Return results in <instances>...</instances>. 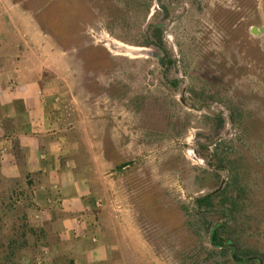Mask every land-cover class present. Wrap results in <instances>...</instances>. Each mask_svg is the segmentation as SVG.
<instances>
[{"label": "rangeland", "instance_id": "rangeland-1", "mask_svg": "<svg viewBox=\"0 0 264 264\" xmlns=\"http://www.w3.org/2000/svg\"><path fill=\"white\" fill-rule=\"evenodd\" d=\"M167 1L187 7L172 26L184 9L161 0H0V28L11 31L0 42L97 107L94 121L130 165L103 201L128 227L113 264H206L208 236L188 233V211L235 176L245 191L237 252L264 254V0ZM157 26L166 52L145 44ZM13 189L0 181V198ZM17 208L0 225L6 255L18 242L5 264H53L40 235L22 236ZM230 255L208 264H233Z\"/></svg>", "mask_w": 264, "mask_h": 264}, {"label": "crops", "instance_id": "crops-1", "mask_svg": "<svg viewBox=\"0 0 264 264\" xmlns=\"http://www.w3.org/2000/svg\"><path fill=\"white\" fill-rule=\"evenodd\" d=\"M10 34L0 28V36ZM18 50L0 42V181L29 195V220L47 233L43 255L113 264L128 227L103 201L129 165L94 121L98 108L78 103Z\"/></svg>", "mask_w": 264, "mask_h": 264}, {"label": "trees", "instance_id": "trees-1", "mask_svg": "<svg viewBox=\"0 0 264 264\" xmlns=\"http://www.w3.org/2000/svg\"><path fill=\"white\" fill-rule=\"evenodd\" d=\"M163 8L168 9L165 5H163ZM144 38L146 45H156L159 49H162L164 52H166L163 42V33L160 27L157 26L153 28V36L151 37V39L147 36H144ZM162 63L165 67H168L170 69L174 66V60L166 55L162 58ZM173 85L176 86L177 82H174ZM210 165L212 167L214 166L213 163H211ZM238 182V178L235 176L231 179V182L227 184V186L222 190H216L214 192L208 193L207 195L200 196L195 200L192 212L190 213V211H188L189 217L196 221V223L194 222L193 225L194 227H196V230L188 233L192 236L194 235L195 237H198L203 232L208 236L210 248L205 251L206 260H204V262L206 264L211 263L215 256L225 255L229 251L231 252L230 261L233 264H240L241 262L247 260L249 257H258L263 259L264 261L263 253L250 252L244 254L242 253L240 248L239 252L236 253V258H233L234 250L233 248H231L230 243H234L237 246H240V236L239 234H237L235 228L239 224V204L242 201V196L245 193L242 187H238ZM30 183L31 182H29V184ZM9 197L10 198L8 199H6L5 197L0 198V225L1 222H4V220L8 217L11 211L13 212V210L18 209L17 207H22V210L25 213L23 216L22 236H25L24 238H27L28 233L35 235L38 234L40 235V237H42V245L48 246L49 243L47 241L46 231L44 229L34 227L28 221L27 211L30 208V203L28 202L29 195L27 194L25 196V194L21 191L20 187L17 186L11 191ZM23 197H25L26 203H18L17 200H21V198ZM230 212L233 213L234 216L232 222H229ZM215 215L224 218V220L214 225L211 224V222H208V219ZM186 225L190 226L191 224L188 221ZM213 228L215 229L210 239V234ZM1 233L2 230L0 226V251H2V253H0V264H5L8 260H11V257H15L17 255V252L19 250L15 244L18 242H16L15 239H12V246H9L11 252L10 254L6 255V252L4 251L6 246H4L3 244V238ZM25 244H27V242H25ZM68 260V258L58 257L54 259L53 264H75V261L73 259H71V261L69 260V263H67Z\"/></svg>", "mask_w": 264, "mask_h": 264}, {"label": "water", "instance_id": "water-1", "mask_svg": "<svg viewBox=\"0 0 264 264\" xmlns=\"http://www.w3.org/2000/svg\"><path fill=\"white\" fill-rule=\"evenodd\" d=\"M161 1H162V4L165 5V6H166L169 10H171V11L179 10V9H181V8L184 9V12H183L182 15H179V16L173 18V19L170 21L169 26H172L175 22L179 21L181 18H183V17L185 16L186 11H187V7H186V6H180V5H179V6H171L167 0H161ZM262 30L264 31V28H262ZM252 32H254V33L257 32V29H256V28H253ZM194 109H195V108H194ZM229 214H230V220H229V222H232L233 219H234L233 213L230 212ZM225 224H226V223H225ZM216 227H217V226H216ZM216 227H215V228H216ZM215 228H213V230H212V232H211V234H210V239H211V237H212V234H213V231H214ZM230 246H231V248H233V250H234V251H233V258H236L237 245H236V244H233V243H230ZM252 260H257L260 264H264V261H263L262 259H260V258H249V259H247V260H245V261H243V262H248V261H252ZM243 262H241V263H243Z\"/></svg>", "mask_w": 264, "mask_h": 264}, {"label": "built area", "instance_id": "built-area-1", "mask_svg": "<svg viewBox=\"0 0 264 264\" xmlns=\"http://www.w3.org/2000/svg\"><path fill=\"white\" fill-rule=\"evenodd\" d=\"M102 206H103V204L102 203H99V207L101 208ZM38 264H42V262L39 261Z\"/></svg>", "mask_w": 264, "mask_h": 264}]
</instances>
